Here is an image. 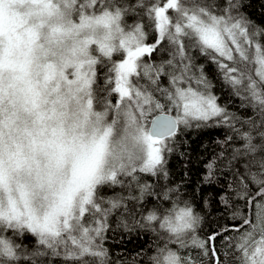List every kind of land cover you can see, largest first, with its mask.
<instances>
[{
	"label": "snow or ice",
	"instance_id": "snow-or-ice-1",
	"mask_svg": "<svg viewBox=\"0 0 264 264\" xmlns=\"http://www.w3.org/2000/svg\"><path fill=\"white\" fill-rule=\"evenodd\" d=\"M214 3L138 0L150 21L145 26L126 25L133 9L118 0H0V264H38L48 254L62 264H106L100 241L110 218L128 211L125 201L148 196L159 203L136 223L159 238L150 264H189L179 253L189 244L210 264H226L216 259L221 237L235 241L240 264H264V28L240 13L241 0H224L219 12ZM162 41L171 58L148 63L146 54L163 50ZM193 48L250 101L255 117L240 121L247 130L236 128L237 117L218 104ZM105 59L111 67L101 87ZM212 119L243 142L233 159L247 156V166L234 173L239 180L229 189L257 212L253 222L236 208L235 225L201 239L194 233L204 218L188 201L177 208L179 188L157 192L144 177L167 180V154L179 136L193 122L206 127ZM207 167L211 177L214 163ZM113 186L129 195H101ZM230 199L220 197L229 207ZM25 234L36 237L37 248L13 238Z\"/></svg>",
	"mask_w": 264,
	"mask_h": 264
},
{
	"label": "trees",
	"instance_id": "trees-1",
	"mask_svg": "<svg viewBox=\"0 0 264 264\" xmlns=\"http://www.w3.org/2000/svg\"><path fill=\"white\" fill-rule=\"evenodd\" d=\"M124 7H131L133 10L128 12L123 20L126 25H132L136 22H142L147 26L150 24L149 18L143 9L138 6V0H118ZM154 0H143L144 4H151ZM213 3V0H207ZM219 5V7H216ZM224 0H215L213 11L219 12L220 8L225 7ZM173 12V10H169ZM240 13L245 16L252 24L264 28V0H241ZM154 25L147 30L151 33V43L155 39L156 33L153 30ZM163 50H157L151 55L145 56L144 59L148 63H159L162 60L170 59V48L166 42ZM191 54L195 57V63L204 67L206 78L211 82L212 94L218 100L221 107L226 108L229 113L237 117L233 121L236 128L247 130V125H243L240 121L255 117V110L250 101L245 99V94L241 92L236 94L232 85L225 82L223 75L220 73L217 65L204 55L200 54L195 48L191 50ZM121 56L114 54L113 60L119 62ZM111 64L105 59V62L99 66L98 75L100 79L98 84L104 86V77L108 73ZM167 85V80L163 81ZM194 90L197 85L192 82L190 85ZM252 108L246 109L247 105ZM228 137H234L228 140ZM254 142L260 143L259 137L254 134ZM227 141V143H225ZM174 151L167 154V164L165 167L168 171V179L157 180L156 177H148L145 179L151 185H156L155 191L159 192L162 188H179L181 203L177 208L183 207V201H188L194 212L201 215L204 219L201 226L196 230L194 235L203 239L214 231H221L225 227L235 225L237 221L232 219L233 210L239 208L249 219L255 222L257 209L255 205L249 204L245 206L243 200H237L235 193L229 189V184L234 186L238 183L239 178L234 180V173L242 172L247 166V156L241 155L233 159L234 150L239 149L243 153V142L227 125L212 119L209 126L196 127L193 126L186 129L178 138L174 145ZM261 153L257 152L256 158L260 159ZM214 163L213 175L209 177V169L207 165ZM253 172L256 171L254 167ZM206 177L209 179L206 181ZM252 189L256 184H250ZM116 194L128 196L127 189H121L119 186L104 187L101 195L105 197H113ZM133 195H139L138 190L132 192ZM230 197L231 206H225L220 197ZM207 201V204L205 203ZM259 203V201H257ZM128 207L127 212H123L122 216L113 214L110 218V226L104 232V240L100 241L107 255L102 257L106 264H150V257L155 254L159 238L157 233L149 227L139 226L138 221L141 215H147L153 205L159 203L155 196H148L144 201H125ZM164 207H172L170 201L164 202ZM128 224V228L123 226ZM158 228V225H156ZM5 236L12 237L10 230L5 231ZM236 233L230 231L229 237L235 236ZM17 243L22 244L24 248L32 250L38 247L36 237L31 234L13 237ZM257 239L259 235L257 234ZM235 241H229L225 237H221L215 241V247L219 251L216 258L226 264H240V256L233 249ZM176 247V246H173ZM182 258L187 257L189 264H210V258L203 255L201 250L191 246L179 249ZM38 264H62V257H56L51 254L37 257ZM20 264H24L21 261ZM214 264V262H213Z\"/></svg>",
	"mask_w": 264,
	"mask_h": 264
},
{
	"label": "bare ground",
	"instance_id": "bare-ground-1",
	"mask_svg": "<svg viewBox=\"0 0 264 264\" xmlns=\"http://www.w3.org/2000/svg\"><path fill=\"white\" fill-rule=\"evenodd\" d=\"M224 4H225V3H224ZM246 105H247V108H246V109H248V108H249V109H250V111H251V109H252V108L249 106V104H246ZM254 141H255V140H254ZM253 188H256V187H253ZM257 203H258V202H257Z\"/></svg>",
	"mask_w": 264,
	"mask_h": 264
},
{
	"label": "rangeland",
	"instance_id": "rangeland-1",
	"mask_svg": "<svg viewBox=\"0 0 264 264\" xmlns=\"http://www.w3.org/2000/svg\"><path fill=\"white\" fill-rule=\"evenodd\" d=\"M187 86H189V85H185V87H187ZM259 239V238H258Z\"/></svg>",
	"mask_w": 264,
	"mask_h": 264
}]
</instances>
